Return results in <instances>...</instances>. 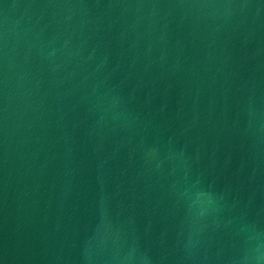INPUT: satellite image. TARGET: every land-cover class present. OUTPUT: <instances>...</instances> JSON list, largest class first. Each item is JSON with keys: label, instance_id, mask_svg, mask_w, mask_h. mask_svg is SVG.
Instances as JSON below:
<instances>
[{"label": "water", "instance_id": "95a60500", "mask_svg": "<svg viewBox=\"0 0 264 264\" xmlns=\"http://www.w3.org/2000/svg\"><path fill=\"white\" fill-rule=\"evenodd\" d=\"M0 264H264V0H0Z\"/></svg>", "mask_w": 264, "mask_h": 264}]
</instances>
